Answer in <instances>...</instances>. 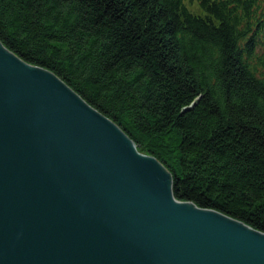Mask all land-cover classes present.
<instances>
[{
    "label": "trees",
    "instance_id": "1",
    "mask_svg": "<svg viewBox=\"0 0 264 264\" xmlns=\"http://www.w3.org/2000/svg\"><path fill=\"white\" fill-rule=\"evenodd\" d=\"M0 40L264 232V0H0Z\"/></svg>",
    "mask_w": 264,
    "mask_h": 264
},
{
    "label": "water",
    "instance_id": "2",
    "mask_svg": "<svg viewBox=\"0 0 264 264\" xmlns=\"http://www.w3.org/2000/svg\"><path fill=\"white\" fill-rule=\"evenodd\" d=\"M0 264H264V232L177 199L155 156L0 40Z\"/></svg>",
    "mask_w": 264,
    "mask_h": 264
}]
</instances>
